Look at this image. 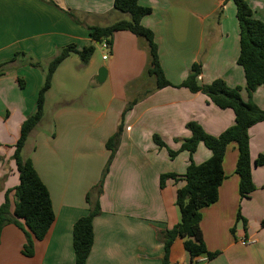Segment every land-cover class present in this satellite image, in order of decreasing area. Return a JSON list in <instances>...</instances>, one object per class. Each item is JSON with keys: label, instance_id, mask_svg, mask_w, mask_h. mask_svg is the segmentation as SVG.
<instances>
[{"label": "crops", "instance_id": "obj_1", "mask_svg": "<svg viewBox=\"0 0 264 264\" xmlns=\"http://www.w3.org/2000/svg\"><path fill=\"white\" fill-rule=\"evenodd\" d=\"M246 1L255 18L264 22V0ZM141 4L152 8L142 24L153 31L163 71L173 86L153 90L152 80L134 83L147 63L145 43L131 32H116L109 48L110 64L105 67L107 111L97 115L93 107L77 105V97H72L57 106L54 119H44L51 126L55 124V136L38 133L36 143L29 140L25 148V158L32 159L49 189L55 221L45 239L34 242L31 257L23 254L25 232L14 224L5 226L0 264H74L73 227L88 213L87 193L97 184L110 156L106 143L116 133L128 101L148 90L152 92L125 115L121 142L100 197L101 214L93 221L94 243L87 264H162L165 250L159 234L180 221L176 193L186 184L181 176L190 164L188 151L171 158L169 149L179 151L191 136L186 128L189 122L199 123L214 136L235 124L233 110L221 109L206 95L177 86L194 63H201L200 84L222 79L229 87H240L244 101L264 110V87L250 97L244 69L238 64L240 28L233 0H143ZM129 17L114 9V0H0V65L16 56L0 75V206L6 192L20 183L13 159L15 144L22 123L37 109L50 60L72 44L78 49L100 46L92 39L90 28L110 26ZM69 59L72 55L55 75ZM86 66L93 69V58ZM92 80L91 85L97 87ZM51 89L45 106L50 104ZM249 134L254 164L264 156V122L251 127ZM154 135L167 147L158 146ZM99 148L104 149L100 160ZM211 155L201 143L192 159L199 165ZM238 157V146L231 143L223 161L225 179L218 200L201 210L206 247L218 255L211 260L207 255L191 259L183 239L177 238L169 264H264V165L253 166L256 189L242 200L236 173ZM163 174L179 177L168 179L161 188ZM10 201L14 211L13 192ZM243 238L252 242L243 245Z\"/></svg>", "mask_w": 264, "mask_h": 264}, {"label": "trees", "instance_id": "obj_2", "mask_svg": "<svg viewBox=\"0 0 264 264\" xmlns=\"http://www.w3.org/2000/svg\"><path fill=\"white\" fill-rule=\"evenodd\" d=\"M141 1L143 0H114V9L128 14L130 19L121 20L106 27H91L90 35L95 44L100 45L106 41L111 47L116 32L133 33L145 43L147 50L146 66L140 78L134 83L144 84L145 81L152 80L155 83L153 90L173 86L163 71L155 35L152 30L142 24L143 18L152 13V8L142 5ZM233 1L240 28L238 64L244 69L246 89L251 97L257 88L264 87V22L255 18L253 10L246 0ZM95 49L96 45L78 49L76 45L72 44L58 51L48 63L44 83L37 98V109L21 125L20 137L15 144L13 155L20 183L13 190L6 192L5 201L0 206V244L3 228L9 224L17 225L26 234L27 242L24 245L23 254L28 257L34 254V242L41 241L47 236L55 221V211L49 189L40 178L32 159L25 158L24 151L35 129L44 120L47 93L52 87L56 71L73 54L80 58L83 66H86ZM14 61H16V56L9 63L0 65V75L4 74L7 71V65ZM30 65L41 66L39 63H30ZM201 71L202 64L194 63L187 78L177 87L188 88L193 93L200 92L219 108L233 110L235 124L220 135L214 136L207 133L199 123L189 122L186 128L191 132V136L183 141L179 151L169 149L171 158H175L180 151H188L190 164L185 174L181 176L186 184L176 193V206L179 209L180 221L173 228L161 231L159 234L165 250L162 264H169L170 250L177 238L183 239L184 247L191 259L207 255L211 260L218 255V252H209L206 247L201 229V210L218 200L219 187L225 179L223 161L231 143H236L239 149L236 173L240 178L239 192L242 200L248 199L256 189L252 175L253 166L264 165L263 155L259 156L254 164L252 162L249 134L251 127L264 122V110L251 101H244L241 96V88L229 87L222 79L214 80L210 84H200L198 77ZM151 92L152 90H148L128 101L116 133L106 143L110 156L103 178L95 188L94 199L93 191L87 193L88 213L77 220L73 227L74 264H87L93 247V221L101 214L100 197L103 194L106 175L121 142L125 115L140 99ZM153 139L158 146L167 147L159 135H154ZM201 143L211 151L212 155L207 161L198 165L194 163L192 155ZM178 177L177 174L161 175V188L165 187L168 179L177 180ZM12 192L15 198L14 211H11L10 194ZM21 220L24 222L22 223Z\"/></svg>", "mask_w": 264, "mask_h": 264}, {"label": "rangeland", "instance_id": "obj_3", "mask_svg": "<svg viewBox=\"0 0 264 264\" xmlns=\"http://www.w3.org/2000/svg\"><path fill=\"white\" fill-rule=\"evenodd\" d=\"M129 16V15H128ZM130 18V17H129ZM103 55H107L110 57V51L103 49L101 46H97L94 54L92 55L94 61V67L92 70L88 69L87 66H83L81 60L78 56L72 55L73 59H69L68 63H66L55 75L53 78L52 89L49 95L50 104L44 107V119L50 120L54 119V114L58 109L57 106L59 104L64 103V101L69 102L72 97H77V105H88L93 107V111L97 115H103L107 111L106 100L109 97L108 92H105L108 88V83L106 82L103 85H97V87L92 88L91 80L94 75H97L98 70L101 67H107L110 64V61H104ZM81 66L80 68L78 66ZM43 68V65H42ZM47 71V68L46 70ZM92 83L95 85V79L92 80ZM80 95V96H79ZM134 99V98H133ZM83 103V104H81ZM52 108V109H50ZM50 109V110H49ZM45 121V120H44ZM41 123L35 130L34 134L31 136V141L36 143L34 137H37L39 134L48 133V135L53 138L56 134L55 124L53 126L48 123ZM53 120H51V123ZM37 133V134H35ZM36 135V136H35ZM34 140V141H33ZM98 145H101L100 142H97ZM105 150L106 147H103ZM103 148H99V160L102 155ZM26 154V150L24 152ZM109 157H107L104 167L101 171V174L98 176V181L95 186H93L88 192L93 191V199L95 196L96 187L103 178V173L105 168L107 167ZM100 166V161H99ZM95 190H94V189Z\"/></svg>", "mask_w": 264, "mask_h": 264}, {"label": "water", "instance_id": "obj_4", "mask_svg": "<svg viewBox=\"0 0 264 264\" xmlns=\"http://www.w3.org/2000/svg\"><path fill=\"white\" fill-rule=\"evenodd\" d=\"M107 76H108L107 69L105 67H101L98 70L97 75H95L96 85H103L105 81L107 80ZM92 87H95V86H92Z\"/></svg>", "mask_w": 264, "mask_h": 264}, {"label": "built area", "instance_id": "obj_5", "mask_svg": "<svg viewBox=\"0 0 264 264\" xmlns=\"http://www.w3.org/2000/svg\"><path fill=\"white\" fill-rule=\"evenodd\" d=\"M100 46L103 48V49H106V50H109V48H110V45L106 42V41H104L102 44H100ZM103 60H108V56L107 55H103ZM252 242V240H249L248 238H243L242 240H241V243L243 244V245H247V244H249V243H251Z\"/></svg>", "mask_w": 264, "mask_h": 264}]
</instances>
